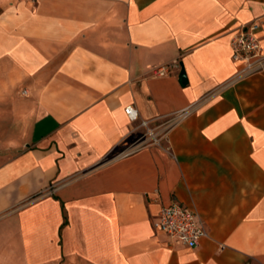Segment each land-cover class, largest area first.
Returning <instances> with one entry per match:
<instances>
[{
    "label": "crops",
    "instance_id": "crops-1",
    "mask_svg": "<svg viewBox=\"0 0 264 264\" xmlns=\"http://www.w3.org/2000/svg\"><path fill=\"white\" fill-rule=\"evenodd\" d=\"M252 22L264 53V0H0V264H264ZM172 202L198 247L155 229Z\"/></svg>",
    "mask_w": 264,
    "mask_h": 264
},
{
    "label": "built area",
    "instance_id": "built-area-1",
    "mask_svg": "<svg viewBox=\"0 0 264 264\" xmlns=\"http://www.w3.org/2000/svg\"><path fill=\"white\" fill-rule=\"evenodd\" d=\"M259 31L260 25L252 22L242 26L231 39L232 59L242 65L241 72L244 75L264 71V53L257 36ZM177 67V61H172L164 67L155 69L154 72L157 76H165L168 69ZM124 113L131 122L139 121L137 111L132 106H127ZM140 126L145 128L147 137L154 141L156 134L154 130L148 128V123L142 121ZM157 218V222L154 224L155 229H158L170 242L177 245L196 248L207 236L202 218L196 212L177 202L163 207Z\"/></svg>",
    "mask_w": 264,
    "mask_h": 264
},
{
    "label": "water",
    "instance_id": "water-1",
    "mask_svg": "<svg viewBox=\"0 0 264 264\" xmlns=\"http://www.w3.org/2000/svg\"><path fill=\"white\" fill-rule=\"evenodd\" d=\"M178 83L181 86H185L186 83H187L186 73H185V71L183 69L182 64L180 65V74L178 76Z\"/></svg>",
    "mask_w": 264,
    "mask_h": 264
},
{
    "label": "rangeland",
    "instance_id": "rangeland-1",
    "mask_svg": "<svg viewBox=\"0 0 264 264\" xmlns=\"http://www.w3.org/2000/svg\"><path fill=\"white\" fill-rule=\"evenodd\" d=\"M143 136L147 138L146 131L143 132Z\"/></svg>",
    "mask_w": 264,
    "mask_h": 264
}]
</instances>
